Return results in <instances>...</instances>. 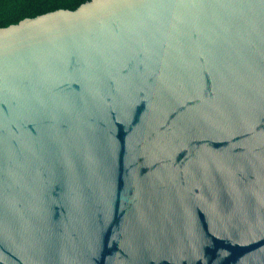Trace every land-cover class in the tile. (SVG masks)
<instances>
[{"label": "water", "instance_id": "water-1", "mask_svg": "<svg viewBox=\"0 0 264 264\" xmlns=\"http://www.w3.org/2000/svg\"><path fill=\"white\" fill-rule=\"evenodd\" d=\"M0 264H264V0L0 27Z\"/></svg>", "mask_w": 264, "mask_h": 264}, {"label": "trees", "instance_id": "trees-1", "mask_svg": "<svg viewBox=\"0 0 264 264\" xmlns=\"http://www.w3.org/2000/svg\"><path fill=\"white\" fill-rule=\"evenodd\" d=\"M85 0H0V27L59 8L74 9Z\"/></svg>", "mask_w": 264, "mask_h": 264}]
</instances>
